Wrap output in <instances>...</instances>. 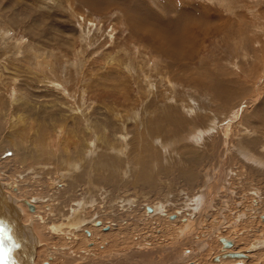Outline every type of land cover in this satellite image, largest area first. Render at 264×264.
Instances as JSON below:
<instances>
[{
    "label": "rangeland",
    "instance_id": "obj_1",
    "mask_svg": "<svg viewBox=\"0 0 264 264\" xmlns=\"http://www.w3.org/2000/svg\"><path fill=\"white\" fill-rule=\"evenodd\" d=\"M0 197V264H264V0H0Z\"/></svg>",
    "mask_w": 264,
    "mask_h": 264
},
{
    "label": "bare ground",
    "instance_id": "obj_2",
    "mask_svg": "<svg viewBox=\"0 0 264 264\" xmlns=\"http://www.w3.org/2000/svg\"><path fill=\"white\" fill-rule=\"evenodd\" d=\"M167 40L171 43V44H173L174 43V38H173V36L172 35H169L168 34V36H167ZM1 198V197H0ZM2 200V199H1ZM22 202V204H24L27 208H28V210L30 211V212H33L34 210H35V208H34V204H30L31 203V201H30V203L28 202V201H26V200H23V201H21ZM147 211H149L150 212V209H147ZM7 212H5V214H6ZM165 215V214H164ZM13 217V216H12ZM71 219H69V221H70V223L71 224H69V227H70V229H72V228H79L80 227V225H82V220L84 219V217H82V218H79V217H76V214H74V215H72L71 217H70ZM2 226V225H1ZM187 229H190V228H187ZM3 233V232H2ZM185 236V235H184ZM186 237V236H185ZM219 240V242L221 243V249H220V253H219V255L218 256H215L213 259H212V262H214V263H217V264H222V261L224 262V261H228V262H230V261H237V263L238 264H241L240 262H243V261H245V260H248L249 259V254H251V253H253V251H255V250H258V249H261V247H262V243H259V241H257V240H255V241H252L251 243H250V246L248 247V249H246V250H242L241 252H234V251H232L233 250V247H234V243L231 241V240H228V239H226V238H218ZM217 242V241H216ZM222 242H228L229 243V245H230V247H223L222 246ZM233 244V245H232ZM28 246V245H27ZM229 253H231V254H239L240 256L239 257H236V258H233V257H226L225 256V254H227V255H229ZM9 259H10V257H9ZM44 264H48V263H44Z\"/></svg>",
    "mask_w": 264,
    "mask_h": 264
},
{
    "label": "water",
    "instance_id": "obj_3",
    "mask_svg": "<svg viewBox=\"0 0 264 264\" xmlns=\"http://www.w3.org/2000/svg\"><path fill=\"white\" fill-rule=\"evenodd\" d=\"M222 246L223 247H230L229 243L228 242H222ZM226 257H233V258H236V257H239L240 255L239 254H231L229 253V255L225 254Z\"/></svg>",
    "mask_w": 264,
    "mask_h": 264
},
{
    "label": "flooded vegetation",
    "instance_id": "obj_4",
    "mask_svg": "<svg viewBox=\"0 0 264 264\" xmlns=\"http://www.w3.org/2000/svg\"><path fill=\"white\" fill-rule=\"evenodd\" d=\"M219 240V239H218Z\"/></svg>",
    "mask_w": 264,
    "mask_h": 264
}]
</instances>
